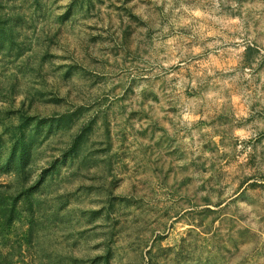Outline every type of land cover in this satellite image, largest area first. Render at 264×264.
<instances>
[{
	"label": "rangeland",
	"instance_id": "rangeland-1",
	"mask_svg": "<svg viewBox=\"0 0 264 264\" xmlns=\"http://www.w3.org/2000/svg\"><path fill=\"white\" fill-rule=\"evenodd\" d=\"M0 264H264V0H0Z\"/></svg>",
	"mask_w": 264,
	"mask_h": 264
}]
</instances>
